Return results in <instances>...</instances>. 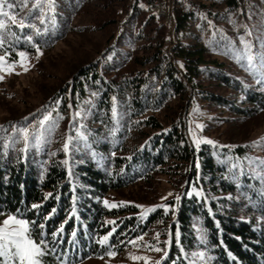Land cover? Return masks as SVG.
Here are the masks:
<instances>
[{
  "label": "trees",
  "instance_id": "16d2710c",
  "mask_svg": "<svg viewBox=\"0 0 264 264\" xmlns=\"http://www.w3.org/2000/svg\"><path fill=\"white\" fill-rule=\"evenodd\" d=\"M147 2L51 0L49 12L42 11L49 7L47 0H31L38 6L30 8L27 22L35 24L40 34L35 30L29 42L23 37L29 36L32 28L10 25L0 37L5 41L0 54L7 52L10 59L19 51L32 50L33 45H50L42 42L41 35L51 41L60 33L52 38L48 29L42 32V26L49 21L58 27L64 16L56 9L64 7L67 16H88L91 29L106 39L101 56L79 67L50 101L59 115H68L85 96H95L92 112L79 126L74 122L84 139L79 134L72 136L65 153L64 148L54 150L59 141L51 142L49 137L39 148L29 143V137L25 148L18 131L25 125L15 126V132L13 127L0 131V215H15L19 210L20 218L30 222L35 241H46L42 264H78L110 250L120 252L157 220L165 224L163 241H169L161 264H195L190 254L197 249L206 251L208 264H264V223L258 220L264 217V198L259 185L250 174L242 177L243 166L223 158L227 149L207 143L212 139L194 144L189 122L202 101L231 115L247 114L246 103L262 104L260 95L246 90L223 61L206 56L199 34L215 30L214 24L216 32L218 25L224 29L227 13L244 17L249 0H175V38L166 51L163 43L168 28ZM125 16L116 36L118 23ZM210 84L238 91L242 102L204 89ZM174 102L175 108L167 111ZM213 115L209 111L205 116L202 130L210 118H216ZM29 124L26 127L32 131V122ZM76 139H81L79 146L73 143ZM226 154L233 158L246 155L239 147ZM165 170L177 174L180 182L176 194L180 199L174 196L166 203L170 206L167 213L156 207L142 218L133 203L104 204L109 191L144 174ZM189 189L199 190L201 195L197 197L194 191L190 196ZM239 194L241 201L235 198ZM245 194L256 200L254 208L246 205ZM108 232L107 244L101 245L99 238Z\"/></svg>",
  "mask_w": 264,
  "mask_h": 264
},
{
  "label": "rangeland",
  "instance_id": "374dc122",
  "mask_svg": "<svg viewBox=\"0 0 264 264\" xmlns=\"http://www.w3.org/2000/svg\"><path fill=\"white\" fill-rule=\"evenodd\" d=\"M145 1L147 2V0ZM170 1L173 11L171 18L173 19L175 0ZM8 3L14 5L12 11L17 13V19L29 14L30 8H32L31 0H26V2L25 0H11ZM61 3L67 7L65 1ZM129 3L131 5L139 4L142 3V0H129ZM63 8L58 7L56 9L64 16V21H61L58 27L53 26L49 21H46L42 26V32L48 29V34L52 38L56 32L60 33V37L50 41L49 36L41 35L42 40H44L42 42L50 43V45L36 46L40 49L39 55H37L36 47L30 51H24L27 53L24 65L27 67V71L21 70V65L16 63L13 72L0 73L4 77L0 79V131L13 126H30L29 122H32L34 129L29 130L31 139L29 143L37 148L41 146L43 140L49 137L51 142L53 140L59 141V144L52 147L55 148L54 150H58L63 148L67 137L76 136L80 133V128L74 127V122H78L77 126H79L80 122L92 112L91 107L96 100L95 96L87 95L77 104L81 111L79 117L73 115L77 110L70 111L68 115H59L55 111L57 106L51 104L50 101L54 92L60 90L79 67L97 60L106 48V39L101 32L91 29L88 16L81 14L72 17L67 16ZM245 12L244 17L227 13L228 21L222 25L224 29L218 25L216 32V24H214L215 30L208 29L204 33L199 32V34L207 48L206 56L212 60L223 61L226 68L239 79L246 90H254L256 94L260 95L262 104L256 106L246 103L244 106L249 110L247 114L231 115L226 109L202 101V106L196 108V113L190 117V132L196 140L212 139L218 147L227 149L223 150V158L243 166L242 177L250 174V178L253 179L251 180L259 185L261 198H264V140L260 139V137H264V84L259 82L260 78L264 76V69H260L258 61H254L257 63V68L249 72L247 71V61L243 56L241 55V58L237 59V55L243 51L241 37L252 45V51L258 52L264 49V0H249ZM126 18L127 16L118 23L116 36L124 26ZM172 21L170 26L166 24L169 34L163 43V50L165 51L171 47L175 38L174 20ZM198 29L200 30L199 27ZM6 31L7 29H0V37L4 36ZM33 32L35 29L32 30L31 36ZM227 33L234 36L229 37ZM6 60L11 63L12 61H19L20 57L16 55L13 59L6 58ZM204 89L227 95L232 100L241 101L243 97L237 93L238 91L225 89L217 84H210ZM176 104L174 102L173 106L170 107L171 109L167 108V111L173 110ZM209 111L214 112L216 118H210L207 121L206 130H202L197 125H202L203 119ZM45 113L49 114L50 119L41 126L39 120ZM200 116L202 118H199ZM36 118L38 119L37 124H33V120ZM37 133L43 134V139L39 143L36 140ZM80 141L81 139H76L73 143L79 146ZM253 141H257V143L254 145ZM236 147L243 149L246 155L242 158H233L231 154H226ZM72 151L74 150L72 149ZM167 171L162 173L154 171L148 175L144 174L124 187L109 191L105 200L109 201L110 204L115 202L114 206L122 205L120 202L133 203L137 209L136 213L139 215L144 209L137 207V205H144L147 208L151 205L168 203L178 193L177 189L180 182L177 174L172 171L167 173ZM161 197L165 199L161 200ZM235 198L241 201L240 194L235 195ZM245 200L246 205L250 208H254L257 204L256 200L249 199L247 194H245ZM246 205L243 206L246 207ZM7 215H0V221ZM146 215L140 216L144 218ZM263 218L258 220L264 223ZM164 227L165 224L162 221H154L151 225H147L143 233L130 240L133 243H128L120 252L114 251L115 256H108L106 253L87 258L78 264H145L142 259L133 260L131 256H147L150 258L148 264H157V261L161 264L164 259L160 260L159 258L165 257L164 249L167 250L162 235ZM155 248H160L162 251L157 252ZM190 255L195 259V264H208L209 257L203 249H197ZM0 258L3 261V258Z\"/></svg>",
  "mask_w": 264,
  "mask_h": 264
},
{
  "label": "snow or ice",
  "instance_id": "6c2138e0",
  "mask_svg": "<svg viewBox=\"0 0 264 264\" xmlns=\"http://www.w3.org/2000/svg\"><path fill=\"white\" fill-rule=\"evenodd\" d=\"M26 2V0H25ZM49 7L47 9H42V11H51V0H47ZM38 5L33 4L32 7L36 8ZM14 8V5L11 3H7V0H0V29H8L11 25H15L19 29H24V28H32L35 29L36 35L40 34V29H37V26L35 24H29L27 21L30 19V12L29 14H26L24 17L17 19V13L15 11H12ZM31 11V10H30ZM41 22L44 21V16L41 15L39 17ZM10 22V23H9ZM211 23V22H210ZM11 35H15V33H12ZM25 40L31 42L32 41V36H26L23 37ZM16 39H20V37H16ZM5 41L0 38V47L4 45ZM241 43L243 44V51L242 53L237 55V59L241 58V55L243 58L247 61V71L252 72L257 68V63L254 61H258L259 68L264 69V49H261L258 52L252 51V45L248 43V41L244 40L243 37H241ZM33 47H36L33 45ZM36 52L37 55L40 53V49L36 47ZM8 53L5 52L3 55H0V73H11L13 72L14 65L16 63H19L21 65V70L27 71V67H25L26 63V57L27 53L24 51H19L17 52V56L20 57L19 61H12L11 63H8L6 60ZM3 75H0V79H3ZM260 83L264 84V76H262L259 80ZM93 95H96V93H93ZM113 118L116 116V107H115V98H113ZM59 101H57V104ZM58 115V114H57ZM75 117L81 116V111L77 109L76 112L73 113ZM50 119V116L48 113H45V115L39 120V124L43 126L46 121ZM35 123V122H34ZM71 123V121H70ZM197 127H202V125H197ZM13 131H17L15 126H13ZM19 135L23 138L24 143H25V148L28 146V141H29V128L27 127H21L19 128ZM79 132V130H77ZM113 133L115 132V129L112 130ZM79 136L81 139H84L83 133H79ZM43 139V134L42 133H37L36 134V140L39 143ZM72 139L71 136L67 137L64 141V151L67 153L69 151V141ZM203 139V138H201ZM261 140H264V137H260ZM193 143L196 144L197 146L200 143V140H193ZM207 143L209 144H215V141L212 140H207ZM254 145L257 143V141L252 142ZM95 158V157H93ZM65 164H67V160L64 161ZM195 191V195L199 197L201 195V192L199 190H193L189 189L188 190V195H193ZM49 194H45L47 197ZM170 195V194H169ZM164 197H161V200H164ZM177 201H179L180 196L177 195L175 197ZM126 202H120V204H123ZM104 204L108 207H113L115 205V202L112 204L109 203V201L104 200ZM33 208L38 207V205L33 204ZM137 207L144 209V211L140 215H146L147 212L152 211L156 207H161L164 209V212L167 213L169 211V205L168 204H161V205H151L145 208L144 205H137ZM173 208L175 205L172 206ZM19 210H17V214H11L9 213L2 221H0V257L3 258L2 264H42L41 262V257L44 256L45 250L42 247V245L46 244V241L41 240L39 243L35 241V239L31 236L30 228H29V221L23 218H20L19 216ZM51 215V213H49ZM173 216H175V213L173 212ZM108 223H111V221H108ZM59 231V229L57 230ZM55 233H53V237L55 238ZM111 235V232L106 233L104 236L99 238V243L101 245L107 244L108 242V237ZM159 235V234H157ZM177 236H179V233L177 232ZM137 239H140L137 237ZM129 243H133V241H129ZM169 243L168 240L164 241L165 246ZM177 243L179 241L177 240ZM155 251L160 252L162 251L160 248H155ZM165 255L166 253V248L164 249ZM108 256H115L116 253L114 251H109L107 253ZM202 255V254H201ZM131 259L133 260H138L142 259L145 264H148L149 257L147 256H131ZM160 260L164 259V256H161L159 258ZM60 264H64V261H61ZM157 264H159V261H157Z\"/></svg>",
  "mask_w": 264,
  "mask_h": 264
},
{
  "label": "built area",
  "instance_id": "2783aa9c",
  "mask_svg": "<svg viewBox=\"0 0 264 264\" xmlns=\"http://www.w3.org/2000/svg\"><path fill=\"white\" fill-rule=\"evenodd\" d=\"M148 5V7L151 8L152 11H158L161 13V17H163V9H170L169 7V0H154L153 2H147L146 3ZM164 19V17H163ZM173 19H164L165 24H167V26L170 24H172Z\"/></svg>",
  "mask_w": 264,
  "mask_h": 264
},
{
  "label": "bare ground",
  "instance_id": "6f19581e",
  "mask_svg": "<svg viewBox=\"0 0 264 264\" xmlns=\"http://www.w3.org/2000/svg\"><path fill=\"white\" fill-rule=\"evenodd\" d=\"M154 0H149L148 2H153ZM171 1L169 0V7L170 9H163V17L164 19H171V14H173L172 11V6H171ZM149 9L151 10V8L149 7ZM152 11V10H151ZM153 13H155L157 16H161V13L158 11H152Z\"/></svg>",
  "mask_w": 264,
  "mask_h": 264
}]
</instances>
